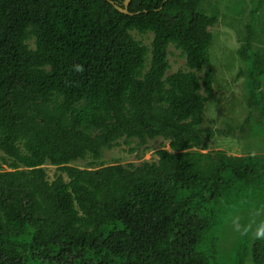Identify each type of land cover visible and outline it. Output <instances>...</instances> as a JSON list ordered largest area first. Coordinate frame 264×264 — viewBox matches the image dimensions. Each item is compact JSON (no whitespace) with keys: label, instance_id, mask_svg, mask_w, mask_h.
Wrapping results in <instances>:
<instances>
[{"label":"trees","instance_id":"16d2710c","mask_svg":"<svg viewBox=\"0 0 264 264\" xmlns=\"http://www.w3.org/2000/svg\"><path fill=\"white\" fill-rule=\"evenodd\" d=\"M201 2L131 0L127 15L105 0H0V264H264V239H227L233 217L264 209V153L207 150L252 112L264 120V0L237 49L251 110L205 134L218 15ZM169 45L185 71L166 75ZM157 138L156 161L102 159Z\"/></svg>","mask_w":264,"mask_h":264},{"label":"rangeland","instance_id":"374dc122","mask_svg":"<svg viewBox=\"0 0 264 264\" xmlns=\"http://www.w3.org/2000/svg\"><path fill=\"white\" fill-rule=\"evenodd\" d=\"M257 0H203L201 2L204 13L217 14V23L209 28V31L213 35V42L210 48L211 62L210 68L214 72L215 84L213 90V99L206 104L204 121L201 128L210 130L215 133L216 129H227L225 122L227 117L230 116L232 123L230 126H238L243 123L246 115L250 112L251 108L246 106L247 91L245 87L246 77L239 76V68L245 71L243 63L239 62L237 56V49L241 46L240 37L245 32V26L250 21V10L256 6ZM243 6V11L240 13ZM264 9V7H263ZM263 9H260L257 13L254 23L255 30L258 31L262 23L260 15L263 13ZM133 37L141 41L145 46L150 47L152 36L150 34L140 35L136 32L132 33ZM263 36H258V39ZM255 44V43H254ZM219 58V59H215ZM168 63L169 70L166 75L177 71H185V60L180 57V52L173 46L168 47ZM263 93H264V89ZM258 113L251 115V120L244 126L243 131H239L234 127V130L229 137H223L218 134L213 139V144L207 147V150H224L230 155H246L249 150L250 154H263L264 153V120L260 119V122H255L259 118ZM261 125V126H260ZM254 133V136L250 135ZM258 135V136H256ZM237 137V138H236ZM239 137V139H238ZM164 146L168 149V142L160 138L155 140H149L145 145L138 146L137 141H129V144H124L122 141L120 145L112 148L109 151L103 153L102 159L106 164L119 163L127 164L130 162L140 163L142 161H156V151ZM134 149L133 152H130ZM205 151V150H204ZM0 152V156H1ZM87 160H78L73 165L83 168L86 167ZM48 180H53L55 175L58 174L56 167L51 165H45ZM264 213V209L261 210ZM243 212L237 215V218L241 219ZM253 220L259 223L260 220H264V214L259 217L252 214ZM241 224V223H240ZM231 233L227 236V239L234 236V230L231 226V222L227 223ZM255 227V224H254ZM226 233V232H225ZM243 238L239 237L238 242L241 243ZM231 251V249H230ZM243 254H240V258Z\"/></svg>","mask_w":264,"mask_h":264},{"label":"clouds","instance_id":"9594fccd","mask_svg":"<svg viewBox=\"0 0 264 264\" xmlns=\"http://www.w3.org/2000/svg\"><path fill=\"white\" fill-rule=\"evenodd\" d=\"M74 67L78 72L83 71V68L80 65H75ZM262 214L264 213H262L261 210H257L254 212V216L256 217H259ZM253 224H255V227H253ZM231 226L233 230L240 235H248L250 233L254 239H264V220H260L259 223H256L255 220H253V222L248 225H241L239 220L233 217L231 219Z\"/></svg>","mask_w":264,"mask_h":264},{"label":"water","instance_id":"95a60500","mask_svg":"<svg viewBox=\"0 0 264 264\" xmlns=\"http://www.w3.org/2000/svg\"><path fill=\"white\" fill-rule=\"evenodd\" d=\"M108 1L111 5L114 6V8L116 10H118L119 12L123 13V14H127V15H131V13L128 12V6L131 2V0H123L122 2V7L118 6L116 3H114L113 1H109V0H105Z\"/></svg>","mask_w":264,"mask_h":264},{"label":"flooded vegetation","instance_id":"af4514ba","mask_svg":"<svg viewBox=\"0 0 264 264\" xmlns=\"http://www.w3.org/2000/svg\"><path fill=\"white\" fill-rule=\"evenodd\" d=\"M163 1H165V0H163ZM122 2H123V0H117V1H115V3H117L120 6H122Z\"/></svg>","mask_w":264,"mask_h":264}]
</instances>
